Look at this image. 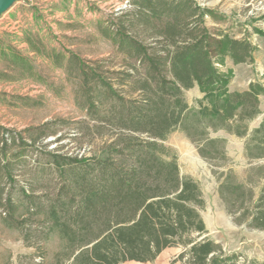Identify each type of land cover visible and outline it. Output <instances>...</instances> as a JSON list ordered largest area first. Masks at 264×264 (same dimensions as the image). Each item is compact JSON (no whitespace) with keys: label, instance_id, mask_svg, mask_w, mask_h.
Wrapping results in <instances>:
<instances>
[{"label":"trees","instance_id":"1","mask_svg":"<svg viewBox=\"0 0 264 264\" xmlns=\"http://www.w3.org/2000/svg\"><path fill=\"white\" fill-rule=\"evenodd\" d=\"M130 4L105 33L124 60L122 68H111L109 57L87 60L76 52L66 57L76 71L86 115L95 128L108 126L113 134L88 156L45 151L63 180L55 201L19 210L8 191L3 218L22 229V211L35 216L41 239L56 235L60 241L56 264H142L175 244L186 247L177 256L184 264H237L238 254L226 253L209 237L197 238L206 231L199 213L205 202L200 185L180 174L176 152L163 141L179 129L201 157L224 160L226 138L210 133L223 130L244 137L245 157L263 162L249 166L243 178L232 169L221 171L217 191L235 223L264 230V113L256 127H248L261 113L264 86L256 81L231 90L232 71L216 65L225 57L252 62L256 47L251 32L244 29L236 37L207 26L205 16L217 22L227 16L195 0ZM252 32L264 36L261 28L252 27ZM0 54L11 70L33 74L29 57L7 40L0 39ZM54 56L62 65L63 53ZM195 85L202 96L197 106H190L183 92ZM49 126L45 122L21 131L0 126L2 176L13 181L14 163L26 147L51 134ZM22 194L28 196L24 189Z\"/></svg>","mask_w":264,"mask_h":264},{"label":"rangeland","instance_id":"2","mask_svg":"<svg viewBox=\"0 0 264 264\" xmlns=\"http://www.w3.org/2000/svg\"><path fill=\"white\" fill-rule=\"evenodd\" d=\"M200 6L227 16L217 22L205 16V24L217 27L230 36L240 37L244 29L255 45L252 62L234 63L229 57L216 65L232 71L228 84L231 90L247 88L249 82L264 86V36L252 32V27L264 30V0H195ZM132 8L130 0H14L0 13V39L7 40L23 55L29 57L33 74L11 70L8 60L0 54V126L21 131L27 127L49 123L46 138L26 147L14 163L9 181L0 174V264H56L55 253L60 241L53 235L44 242L38 222L27 217L22 229L8 225L4 198L8 191L14 203L24 207H47L55 201L58 187L63 182L45 151H58L67 156H88L98 151L103 141L113 134L108 126L95 128L86 115L83 97L78 91L76 71L66 64L71 52L85 59L110 58L111 68H122L124 60L117 53L116 44L105 33L112 31L111 21L123 17ZM63 53L62 65L55 61L56 53ZM63 59V58H62ZM190 106H197L202 96L195 85L184 90ZM261 113L249 121V130L256 127L264 113V95L259 96ZM210 136L226 138V158L205 159L196 146L179 129L170 132L163 143L177 154L181 175L198 181L204 198L199 213L206 231L197 238L209 237L219 243L226 253L238 254L237 264L249 260L264 262V230L235 223L219 198L218 174L232 169L240 178L249 166L263 159L248 160L243 153L244 137L223 130ZM13 148L12 151H15ZM24 189L28 196L22 194ZM197 233H192L195 236ZM186 249L175 244L163 249L152 261L142 264H184L177 256ZM66 260L62 264H70ZM125 261L120 264H134Z\"/></svg>","mask_w":264,"mask_h":264},{"label":"water","instance_id":"3","mask_svg":"<svg viewBox=\"0 0 264 264\" xmlns=\"http://www.w3.org/2000/svg\"><path fill=\"white\" fill-rule=\"evenodd\" d=\"M14 0H0V13L6 10Z\"/></svg>","mask_w":264,"mask_h":264}]
</instances>
